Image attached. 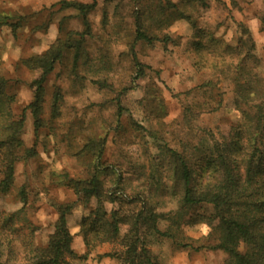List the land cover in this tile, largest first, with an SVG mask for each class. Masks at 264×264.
<instances>
[{"label":"rangeland","instance_id":"rangeland-1","mask_svg":"<svg viewBox=\"0 0 264 264\" xmlns=\"http://www.w3.org/2000/svg\"><path fill=\"white\" fill-rule=\"evenodd\" d=\"M64 1L90 6L88 25ZM137 16L149 40H134ZM263 17L264 0H0V74L13 98L14 119L34 100L35 72L24 61L57 40L68 45L44 85L43 127L36 131L31 111L24 115L20 138L36 155L16 164L12 189L0 195L2 216L24 208L25 218L39 228L34 242L43 247L58 218L55 204H74L68 226L74 240L83 239L79 222L95 205L78 202L66 180L97 174L106 190L139 195L179 222H159L174 239L149 238L148 248L162 264H224L228 255L210 248V229L184 223L211 210L194 208L179 216L181 192L171 191L160 148L191 152L199 138L227 136L243 114L255 112L258 100L243 99L238 85L264 90ZM133 52L144 66L140 77ZM94 144H103L98 171ZM103 245L105 254L93 258ZM100 246L70 263L93 258L121 264L114 257L122 251L119 242ZM200 246L209 247L197 251Z\"/></svg>","mask_w":264,"mask_h":264},{"label":"trees","instance_id":"trees-1","mask_svg":"<svg viewBox=\"0 0 264 264\" xmlns=\"http://www.w3.org/2000/svg\"><path fill=\"white\" fill-rule=\"evenodd\" d=\"M62 6L77 9L88 25L86 15L90 6L66 1ZM137 17L134 40H149ZM261 21L264 29V17ZM67 48V43L57 40L44 54L24 61L35 72L31 84L34 100L24 109L20 119L12 115L13 98L6 93L7 80L0 74V195L12 189L16 164L36 155L34 148H25L20 138L24 115L31 111L36 131L43 127L44 85ZM76 50L75 58L80 49L76 47ZM133 60L137 77H140L144 74V66L134 52ZM238 88L243 99L246 96L258 100L253 114H243L242 123L232 126L227 136L220 139L212 136L209 141L199 138L191 152L166 145L160 148V154L167 161L165 171H170L171 191L179 189L181 192L179 216L182 218L184 212L194 208L211 210L184 223H201L210 229L209 236L215 241L210 248L228 255L224 264H264V90L249 83L239 84ZM99 145H91V149H96L95 169L103 155V144ZM66 185L83 206L95 205L79 222L85 253L79 256L72 247L74 236L68 218L74 204H55L58 218L43 247L35 244L39 228L29 223L23 208L7 216L0 213V264H71V260L87 259L98 246L115 241L122 247V251L114 255L121 264H162L148 248L149 238L174 239L170 231L160 230L159 222L169 220L171 225H178V221L172 222L168 214L158 211L156 204H149L139 195H125L120 193V188L106 190L97 174L85 181L67 179ZM158 190L170 191L167 188ZM24 195L21 190L25 207ZM20 222L23 227L18 226ZM207 247L200 246L196 250Z\"/></svg>","mask_w":264,"mask_h":264},{"label":"crops","instance_id":"crops-1","mask_svg":"<svg viewBox=\"0 0 264 264\" xmlns=\"http://www.w3.org/2000/svg\"><path fill=\"white\" fill-rule=\"evenodd\" d=\"M74 244H76L77 246L74 247V250L77 252V253H83L85 251V245H84V242H83V239L81 237L77 238L74 240ZM105 251H106V247L105 245L103 246H100L96 249V251L94 252V254L92 255L93 258L98 255H102V254H105ZM92 258V257H91ZM93 258L89 261L88 264H108L109 262L107 261V259H104L103 261H101V263H99V261L96 259V261H93Z\"/></svg>","mask_w":264,"mask_h":264},{"label":"clouds","instance_id":"clouds-1","mask_svg":"<svg viewBox=\"0 0 264 264\" xmlns=\"http://www.w3.org/2000/svg\"><path fill=\"white\" fill-rule=\"evenodd\" d=\"M205 231H207V229H205Z\"/></svg>","mask_w":264,"mask_h":264}]
</instances>
